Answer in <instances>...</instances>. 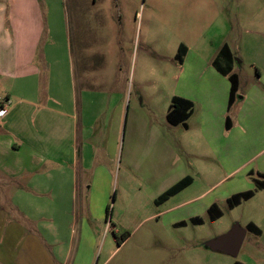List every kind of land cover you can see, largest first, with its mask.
<instances>
[{"label": "rangeland", "instance_id": "374dc122", "mask_svg": "<svg viewBox=\"0 0 264 264\" xmlns=\"http://www.w3.org/2000/svg\"><path fill=\"white\" fill-rule=\"evenodd\" d=\"M81 35L90 51V71L97 75L103 70L108 80L119 75V84L126 88L119 150L110 160L93 149L98 143L94 137L79 140L85 163L102 168L93 184L89 173L82 186L80 164L60 172L50 163L37 164L34 173L12 182L0 181V211L22 230L20 243L36 240L55 264H264V190L233 208L226 201L254 190L253 180H261L257 171L264 168V152L252 156L264 148L258 135L264 125H256L253 149L233 154L223 167L198 136V105L185 123L173 127L166 121L171 97L185 86L183 75L189 70L176 60L180 44L209 64L226 43L234 59L232 73L240 80L237 96L256 85L262 90L264 0H0V71L17 58H33L32 46L34 53L54 62L46 95L57 93L65 102L71 85L69 52ZM6 93L3 79L0 119L7 112L1 109ZM234 110L229 117L235 116ZM135 118L140 133L155 127L170 147L152 149L134 134L124 137ZM82 143L87 147L81 149ZM178 165L192 176L212 170L217 180H225L208 191L216 179L208 174L175 199L156 205L181 174ZM236 167L241 170L227 176ZM205 191L195 204L166 211ZM213 199L222 212L216 220L205 211ZM187 213L198 215L200 222L187 220ZM179 219H186L183 226L173 225ZM250 221L260 234L247 231ZM234 225L246 230L236 258L204 246ZM20 248L28 251L27 246Z\"/></svg>", "mask_w": 264, "mask_h": 264}, {"label": "crops", "instance_id": "0c3cea01", "mask_svg": "<svg viewBox=\"0 0 264 264\" xmlns=\"http://www.w3.org/2000/svg\"><path fill=\"white\" fill-rule=\"evenodd\" d=\"M85 44L82 35L75 41V45L72 42L69 52L72 66L71 85L66 90L69 98L65 102L56 96L57 93L54 96L46 95V87L50 81L48 73L54 62L48 60L37 50L34 53L35 49L32 46H30V52L33 58H17L12 64L8 62L5 72L0 71V80L6 79L7 81L6 99L10 102L5 110L7 111L5 116L0 119V174H2L0 181L3 183L5 181L12 182L13 178L19 179L25 174L34 173L37 164L50 163L51 166L58 167L60 172L68 167L73 170L80 164L82 186L89 173L93 174V184V181L96 182L98 179L96 173L102 168L98 167L97 169V164L89 166L85 163L81 150H79V140L85 142L94 137L98 143L93 149L101 151L106 159L115 158L119 150L120 132L126 106V88L119 84V75L115 74L117 78L108 80L103 74V70H98L97 75L90 71L92 70L88 65L90 51L86 47L88 45ZM223 45L227 44L221 45L217 54L210 59L209 64L206 59H202L186 47V53L182 60V65L189 67V70L183 75L182 86H185L181 90L175 91L171 97V99L179 97L192 103L189 119L194 115V108L198 105V136L205 145H208L222 166L224 161L230 162L233 154L250 152L257 134L256 125H264V86L261 90L256 85L246 94L237 96V100L231 107V110L235 108V114L233 113L235 116L230 117L229 125L226 127V117L229 114L227 107L230 83L227 77L213 67V62ZM207 65L212 69H209ZM108 77L111 78V76ZM258 78L259 82L262 76L260 75ZM238 81L239 89V77ZM56 89L54 88V90ZM239 103L241 104L237 105ZM97 123L99 125H96ZM127 123L126 117V125ZM134 125L136 126V118L133 119V128L125 127L124 137L127 133L130 137L134 134V136H138L137 140L142 144H144V140L149 141V146L152 149L159 146L163 149L170 147L166 144L165 136L161 135L155 127L150 132L140 133L139 128L136 129ZM98 129L101 132L99 135L96 134ZM258 135L259 139L264 140L263 131ZM124 146L121 150L124 149ZM85 147L87 144L82 143L81 149ZM262 152H264V148L258 149L252 158L259 156ZM181 166L183 165L175 167L182 171V175H178L171 186L186 176L191 177L192 182L166 202L175 199L202 179H206L208 174H212L211 177L216 178L214 183L210 184L208 191L216 188L225 180L220 178L217 180L219 176L212 170L204 171V173L199 171L192 176L185 173ZM240 170L241 167H236L227 176ZM257 175L264 176L263 167L258 168ZM74 181L76 178L72 176L73 184ZM208 191L194 195L166 211L177 212L186 206L195 204ZM212 205H217L215 199L205 207L206 213ZM187 214V220L200 221L198 215ZM185 220L179 219L173 225L181 226L180 224ZM248 223H252V221ZM23 238L22 230L14 224L8 223L6 216L0 211V264H55L36 245V240L32 239L33 246L29 243L30 240L20 243ZM22 246H27L28 251L20 248Z\"/></svg>", "mask_w": 264, "mask_h": 264}, {"label": "trees", "instance_id": "16d2710c", "mask_svg": "<svg viewBox=\"0 0 264 264\" xmlns=\"http://www.w3.org/2000/svg\"><path fill=\"white\" fill-rule=\"evenodd\" d=\"M186 53V46L180 44L177 49L176 60L179 64H182L183 57ZM234 59L233 55L230 52V49L227 45H223L222 48L219 50V53L216 59L213 62V67L223 76L227 77L230 83V93L228 99V107L227 112L231 111V107L234 102L237 100V91H238V76L235 73H232V65ZM223 64V65H222ZM192 103L184 100L179 97H173L171 99V103L169 109L166 114V121L168 124L172 126H177L179 124L185 123L190 115H191ZM230 117L229 115L226 117V127L229 125ZM261 180L254 179L253 182L255 184L254 190H248L245 192H241L235 195H232L230 198L227 199V204L229 208H233L238 206L242 201H248L252 197H254L255 193L258 190L264 189V176L257 175ZM192 182L191 177L186 176L178 183L174 184L170 188H168L165 192H163L155 201L156 205H161L166 202L170 197L176 195L186 187H188ZM207 213L210 215L211 220H216L222 216V212L219 210L217 205H212L208 210ZM200 222V221H199ZM193 222V223H199ZM181 226L183 225L180 224ZM247 231L258 235L260 234L259 228L254 225L253 223H248L246 226Z\"/></svg>", "mask_w": 264, "mask_h": 264}, {"label": "water", "instance_id": "95a60500", "mask_svg": "<svg viewBox=\"0 0 264 264\" xmlns=\"http://www.w3.org/2000/svg\"><path fill=\"white\" fill-rule=\"evenodd\" d=\"M246 235V230L234 225L225 234L207 242L204 246L212 252L236 258Z\"/></svg>", "mask_w": 264, "mask_h": 264}, {"label": "built area", "instance_id": "2783aa9c", "mask_svg": "<svg viewBox=\"0 0 264 264\" xmlns=\"http://www.w3.org/2000/svg\"><path fill=\"white\" fill-rule=\"evenodd\" d=\"M10 105L9 100H7L5 103L2 104L1 109L3 112H5L6 108Z\"/></svg>", "mask_w": 264, "mask_h": 264}]
</instances>
